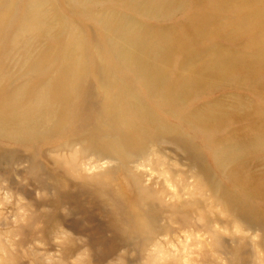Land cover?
Returning <instances> with one entry per match:
<instances>
[{
  "label": "rangeland",
  "instance_id": "obj_1",
  "mask_svg": "<svg viewBox=\"0 0 264 264\" xmlns=\"http://www.w3.org/2000/svg\"><path fill=\"white\" fill-rule=\"evenodd\" d=\"M160 1L0 0V264H264V0Z\"/></svg>",
  "mask_w": 264,
  "mask_h": 264
},
{
  "label": "bare ground",
  "instance_id": "obj_2",
  "mask_svg": "<svg viewBox=\"0 0 264 264\" xmlns=\"http://www.w3.org/2000/svg\"><path fill=\"white\" fill-rule=\"evenodd\" d=\"M172 1L173 0H162V1L159 2V4L163 5V6H167V5L169 6ZM151 42L156 48H158L160 50H162V47L165 45V44H162L163 42H159V41L155 43L153 40H151Z\"/></svg>",
  "mask_w": 264,
  "mask_h": 264
}]
</instances>
